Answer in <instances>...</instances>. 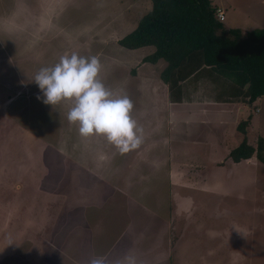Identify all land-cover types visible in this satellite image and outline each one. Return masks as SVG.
I'll use <instances>...</instances> for the list:
<instances>
[{
    "label": "rangeland",
    "instance_id": "obj_1",
    "mask_svg": "<svg viewBox=\"0 0 264 264\" xmlns=\"http://www.w3.org/2000/svg\"><path fill=\"white\" fill-rule=\"evenodd\" d=\"M214 2L226 28L264 27V0ZM151 8L0 0V264H89L97 255L107 264L125 255L137 264H264V163L229 156L245 135L255 146L264 138V97L221 134L170 122L153 86L164 62L142 61L153 46L118 43ZM73 51L97 56L105 86L129 96L139 124V113L155 123L139 148L120 154L102 136L81 137L67 120L71 101L37 99L35 74Z\"/></svg>",
    "mask_w": 264,
    "mask_h": 264
},
{
    "label": "trees",
    "instance_id": "obj_2",
    "mask_svg": "<svg viewBox=\"0 0 264 264\" xmlns=\"http://www.w3.org/2000/svg\"><path fill=\"white\" fill-rule=\"evenodd\" d=\"M136 28L118 40L128 49L153 46L143 62H167L161 79L172 102H182L183 82L209 76L226 97L222 102L253 104L264 96V27L244 32L226 28L212 0H151ZM220 97V96H219ZM249 119L237 130L246 134ZM229 156L235 162L256 157L264 163V138L252 145L243 137Z\"/></svg>",
    "mask_w": 264,
    "mask_h": 264
},
{
    "label": "clouds",
    "instance_id": "obj_3",
    "mask_svg": "<svg viewBox=\"0 0 264 264\" xmlns=\"http://www.w3.org/2000/svg\"><path fill=\"white\" fill-rule=\"evenodd\" d=\"M102 64L97 56L73 51L59 57L52 66L41 67L33 81L39 89L38 100L45 105L71 101L67 120L77 125L81 137L102 136L120 154L133 151L143 142L144 130L134 117V104L123 92L110 90L100 78ZM89 264H107L97 255ZM118 264H137L125 255Z\"/></svg>",
    "mask_w": 264,
    "mask_h": 264
},
{
    "label": "crops",
    "instance_id": "obj_4",
    "mask_svg": "<svg viewBox=\"0 0 264 264\" xmlns=\"http://www.w3.org/2000/svg\"><path fill=\"white\" fill-rule=\"evenodd\" d=\"M212 2L213 4L217 5L216 2H214V0H212ZM243 31L247 32L246 30ZM152 52H148V54H151ZM161 61L164 62L162 66L163 69L164 67L167 66V62L164 60H160L159 62ZM158 82L159 85L162 87V91L165 94V99L167 100L165 101L167 102L166 111L168 110V112L170 113V122L172 121L173 118H176L177 122L179 120V122L182 123L181 124L182 126L188 127L192 123L194 125L196 124L194 126V128L197 130L195 134L196 133L204 134L205 132H209L210 127H212L213 129L212 133L221 134L220 133L221 128L222 127L226 128V125L228 124V120L233 116L235 117V121H236L238 117L236 113H238V111L240 112L243 111L244 107L250 105L244 102H222L221 100L226 97H223L219 93L220 89L219 86L217 85V82L214 79H211L209 76L200 77L198 79L197 78L189 79L183 82L184 86L182 92V102L171 101L169 95V88L165 82L156 81L153 84L155 88L158 87ZM210 84L211 86L209 87ZM260 98H258V100ZM174 107H182V110L175 109ZM220 114H223L225 116L221 118ZM139 117H140L139 119L141 120L146 118V120L142 121V123L139 124L143 129L147 125H150V127H152L155 124L151 120H148V117H144V114L142 113H139ZM155 117L158 118V115H155L153 118ZM150 122L152 123V125L150 124ZM204 126L207 127L204 128ZM215 127L217 129H215ZM216 141L222 142V138L217 137ZM214 143L215 141L213 140V144ZM219 163L220 161L214 164H219ZM107 257H106V261L110 262V260H108Z\"/></svg>",
    "mask_w": 264,
    "mask_h": 264
},
{
    "label": "built area",
    "instance_id": "obj_5",
    "mask_svg": "<svg viewBox=\"0 0 264 264\" xmlns=\"http://www.w3.org/2000/svg\"><path fill=\"white\" fill-rule=\"evenodd\" d=\"M216 8V17L220 20V21H224L225 20V11L221 6L215 5Z\"/></svg>",
    "mask_w": 264,
    "mask_h": 264
}]
</instances>
